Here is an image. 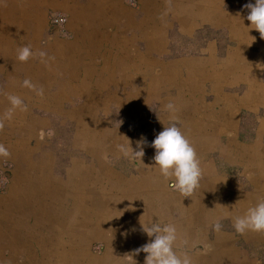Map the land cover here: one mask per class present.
<instances>
[{"label":"crops","instance_id":"1","mask_svg":"<svg viewBox=\"0 0 264 264\" xmlns=\"http://www.w3.org/2000/svg\"><path fill=\"white\" fill-rule=\"evenodd\" d=\"M147 1L153 7L157 6L158 12L163 8L164 14L170 11L168 5L172 4V13L178 17L179 27L184 31L195 24L197 19L209 23L223 21L228 25L230 13L236 11L242 17L247 16L248 9L244 6L255 3V0H221L220 8L219 0ZM139 8L140 6L126 5L123 0H0V121L4 124L0 130V144H3L10 153L7 158L0 156V169L5 162L13 165L7 192L0 195V215L7 217L2 219L0 216V224L2 222L6 225L2 227L5 228L3 229L5 236L0 240V250L3 251V261H0V264H87L86 259L76 257L75 252L83 248L86 250L90 243H94L93 241L100 242L106 250L132 253L130 264H135L134 253L138 249L135 247L139 246L142 240L145 241V237H140L144 231L49 230L50 225L54 226L55 222L48 220L46 218L48 215L54 213L62 221L73 214L74 169L73 165L67 162L58 163L55 154L46 147L48 145L46 141L50 138L47 132L54 131L61 123H68L65 114L72 108L86 104L114 106L108 97L112 93L122 92L123 75L132 73L133 66L137 73L140 70L145 72L153 70L155 66L153 53L156 50L165 49L157 54V59L165 58L164 56L168 54L166 63L182 59L176 55L180 48L172 52L171 45L163 47L165 43L175 45L181 43L178 38L171 35L175 33L174 25L178 28V23L170 21L169 18L170 28H166H169L168 32L164 31L166 24L162 19L163 14L156 21L149 20L147 16L140 18ZM222 11L227 14L223 16ZM53 12L63 13L68 17L66 29L70 34L69 39L60 38L57 30L49 23L48 17ZM215 24L216 27H221L218 23ZM240 25L243 27L234 25L232 31L244 28L248 35L242 39L246 45V52L243 55L246 61L243 65L236 64L238 75L246 82L253 79L257 83L250 91L252 93L259 91L257 99L264 103V39L251 28L248 20L241 22ZM225 39L227 48L235 46V42L229 37ZM26 45L31 47L33 56L27 62H21L17 59V50ZM40 52L46 55L41 57ZM239 52L240 49L234 51L238 54ZM217 56L219 59L224 58L219 54ZM168 67L170 65L166 67L164 65V68ZM25 79H29L36 88L22 86ZM137 86L139 91L143 90L139 84ZM40 88H43L42 96L38 95ZM151 89L153 92L151 95L145 96L144 92L142 93L139 100L142 105L147 106L149 101H155L159 107L171 102L175 107L183 108L181 106L184 104L174 99L166 102H162L161 99L162 96L174 98L178 95L177 92L180 93V97H184L185 88L152 85ZM227 89L230 93L248 91V87L243 84H231ZM248 94L244 95L242 100L250 99ZM8 95L20 97L23 101L22 106L13 109L7 99ZM226 100L229 108L228 112L223 111L226 114L224 113L222 117L224 118L221 121L222 125L218 127L220 130L234 128V109L240 105L238 102L231 104L229 98ZM23 106L27 107L26 111L22 110ZM10 109L12 115L9 119L7 114ZM241 109L237 112L238 118L241 113L245 119L250 118L249 116L255 119L256 126L250 141L254 140L258 132L257 122L259 118H264V106L260 105L256 111ZM135 113L137 115L139 112L135 110ZM142 113L140 110V115ZM163 113L170 116V112ZM190 125L192 129L202 130L204 133L200 123L193 121ZM237 131L234 139L239 143ZM202 137L205 140L208 134L204 133ZM259 138L263 143L264 130L259 132ZM231 140L233 139H230L229 145L234 144ZM250 143L252 142L241 144ZM238 155L245 157V150L238 149ZM260 161L262 163L254 168L255 171L249 167V173L246 174L247 178L251 173L253 179H257L258 187L264 182V178L263 181L259 178V175L264 177V160L260 158ZM230 166L240 167V163L233 162ZM211 180L214 181L203 183L197 188L198 196L195 195V200L197 197H204L203 199L207 200L212 193L219 196V191L221 195H225L228 193L227 190L232 188L230 180H215L213 177ZM248 181L250 182L249 178ZM250 185L252 186L251 182ZM254 188L256 187L252 186L251 193L254 192ZM30 190L32 197L27 196ZM258 196L264 197L263 189ZM233 213L231 211L229 213L232 220L235 217ZM194 216L195 220L199 218L197 213ZM222 241L221 239L220 242ZM228 241L230 239H227ZM227 249L229 252L232 251L230 247ZM217 254L218 252L213 254L214 258ZM237 255H240L239 251ZM192 259L202 262L201 264L208 262L203 256ZM219 261L220 259L217 263ZM107 264L126 263L120 260L119 263Z\"/></svg>","mask_w":264,"mask_h":264},{"label":"rangeland","instance_id":"2","mask_svg":"<svg viewBox=\"0 0 264 264\" xmlns=\"http://www.w3.org/2000/svg\"><path fill=\"white\" fill-rule=\"evenodd\" d=\"M123 1L132 7L140 6L138 9L140 18L147 16L149 20L156 21L163 14L162 19L166 24L164 31L168 32L170 28L169 18L170 21L177 22L178 28L174 25L175 33L171 35L178 38L181 43L179 45L165 43L163 47L171 45L172 52L180 48L176 55L182 59L166 63L168 54L164 56L165 58L157 59V54L165 49L156 50L153 53L155 62L153 70L149 69V72L140 70L137 73L133 66L132 73L123 75L122 92L112 93L108 97L115 107H107L105 104L74 107L65 114L68 123H61L54 131L47 132L50 138L46 141L48 143L46 147L55 154L58 163L67 162L73 165L74 169L73 214L62 221L54 213L48 215L46 218L55 222L54 226L50 225L49 230L144 231L143 228L151 226L152 223L162 226L174 224L178 232L174 250L178 255L187 253L191 258L203 256L208 261L207 264H264V232L248 231L243 235L238 234L229 214L231 211L235 213V217L243 215L249 207L257 203L260 190L264 191V182L258 187L257 179H253L250 173L251 177L247 176L252 186L256 187L251 193L252 186H249L250 182L246 177L249 167L254 169L262 163L260 158L264 160V140L262 143V139L259 138V132L264 130V118H259L258 132L254 140L250 141L256 126L255 119L248 114L246 115L250 118L247 119L241 113L239 118L237 115L241 108L256 111L260 105L264 106V103L257 99L259 91L256 93L250 91L257 83L253 79L247 82L242 80L236 66L243 65L246 61L243 58L246 45L242 39L248 34L244 28L236 32L232 29L234 25L243 27L240 24L247 20V16L242 17L233 11V15L230 13L228 18L230 21L228 25L233 23L232 26L223 21H216L215 23L221 27H216L214 22L197 19L195 24L184 31L179 27L178 17L172 13V4L168 5L170 11L164 14L163 8L158 12L157 6H151L147 0ZM221 3L219 0L220 8ZM221 13L223 16L227 14L223 11ZM167 27L169 28L166 29ZM222 27L228 29L224 30ZM58 33L60 38H70L67 29L63 33ZM226 37L235 42L233 48H227ZM239 49V54L234 53ZM232 53L235 54L234 57ZM217 54L224 58L219 59ZM164 65L170 67L164 68ZM138 84L142 87V92L138 90ZM231 84H243L248 87V91L230 93L227 88ZM152 85L185 88L184 97H180V93L177 92L178 95L174 98L162 96L161 99L162 102L174 99L184 104L180 105L183 108L175 107V113L170 112V116H167L163 113L164 105L157 107L158 103L155 101H149L147 106L142 105L139 101L142 93L144 92L145 96L151 95ZM147 88L149 90H146ZM246 94L250 99L242 100ZM225 98H229L231 104L235 102L240 104L234 109L232 130L218 129L222 125L224 113L226 114L229 108L228 100ZM135 110L139 112L137 115ZM140 110L143 111L142 115ZM173 116L177 117L178 121H171ZM193 121L200 123L201 129L203 127L204 133L208 134L207 139L204 140L202 137L204 134L202 130L192 129L190 123ZM173 123L196 150L202 169L200 185L214 181H210L211 177L215 180H230L232 188L227 190V194L221 195L219 191V196L212 193L211 196H207V200H204L203 196L195 200V195L198 196L197 189L191 196L185 197L169 187L171 179H165L154 164L155 149L151 147V143L164 127ZM236 131L239 143L234 139ZM230 139H233V145H229ZM127 140L133 152L143 150L144 155L141 159L133 155L130 149L127 156L120 151V146L128 148ZM240 142L252 143L243 145ZM238 149L245 150V157L238 155ZM233 162H239L240 167L230 166ZM8 165L11 167L9 174L11 175L13 165L11 163ZM259 178L263 181L264 177L259 175ZM9 184L10 177L5 188L0 190V195L7 192ZM219 189L221 190V187ZM206 194L207 192L204 193L205 196ZM27 196H33L31 190ZM195 213L199 217L197 220ZM0 216L7 219L5 215ZM216 221L222 225L219 232L213 227ZM3 226L6 227L1 222L0 240L5 236ZM140 237H145V241L142 240L135 248H141L154 239V236L149 237L145 232L141 233ZM221 239L224 241L223 244L220 242ZM227 239L230 241L227 242ZM93 242L86 250L83 248L76 251L75 256L81 257V260L86 259L87 264L119 263L120 260L126 264L131 263L132 253L106 250L100 242ZM228 247L232 251L229 252ZM238 251L240 255H237ZM216 252L218 254L214 258L213 254ZM145 257L146 254L143 252L134 253L135 264H144ZM0 261H3L1 250ZM193 262L202 263L197 260Z\"/></svg>","mask_w":264,"mask_h":264},{"label":"clouds","instance_id":"3","mask_svg":"<svg viewBox=\"0 0 264 264\" xmlns=\"http://www.w3.org/2000/svg\"><path fill=\"white\" fill-rule=\"evenodd\" d=\"M244 7L248 9L249 14L246 19L250 22L251 28L256 30L260 37L264 39V0H255L254 4L249 3ZM17 52V59L21 62H27L33 56L31 47L27 45L18 48ZM39 55L44 57L46 54L40 52ZM22 86L31 89L36 88L29 79H25ZM38 95H43V88L39 89ZM7 99L13 109L21 107L23 104L21 98L15 95H8ZM22 110L26 111L27 107L23 106ZM164 110L175 113L176 108L173 103L169 102L164 105ZM11 115L12 110L10 109L7 114L9 119ZM172 119L177 120V117L173 116ZM3 127V121H0V130ZM151 147L155 149L153 160L159 173L165 179H171L172 181L169 187L185 197L191 196L200 186L202 169L196 150L187 137L173 123L171 126L163 128V131L152 141ZM129 149L133 155L138 156L140 159L144 155L143 150L133 152L129 141L128 148L120 146V151L125 156L129 154ZM0 156L5 158L10 156L9 151L3 144H0ZM213 227L215 231L219 232L222 225L219 221H216ZM233 227L241 235L248 231L264 232V197H260L257 203L249 207L243 215L234 217ZM143 230L149 237L154 236L151 242L136 249V254L140 252L146 254L144 264H194L187 253L178 255L174 250V245L178 239L177 227L174 224L162 226L158 223H152L151 226H146Z\"/></svg>","mask_w":264,"mask_h":264},{"label":"built area","instance_id":"4","mask_svg":"<svg viewBox=\"0 0 264 264\" xmlns=\"http://www.w3.org/2000/svg\"><path fill=\"white\" fill-rule=\"evenodd\" d=\"M67 22L68 17L62 13L53 12L49 16V23L57 32L63 33L66 31ZM10 169V165H5V167L0 170V190H3L8 183L9 174L11 172Z\"/></svg>","mask_w":264,"mask_h":264},{"label":"bare ground","instance_id":"5","mask_svg":"<svg viewBox=\"0 0 264 264\" xmlns=\"http://www.w3.org/2000/svg\"><path fill=\"white\" fill-rule=\"evenodd\" d=\"M58 13H59V12H58ZM5 165H8V163L3 164L2 167H1V169H3V168L5 167ZM1 169H0V170H1ZM9 177H10V175H9ZM157 194H158V193H157ZM143 207H144V206H143ZM143 216H145V215H143ZM99 229H100V228H99ZM116 255H117V254H116ZM101 259H102V258H101Z\"/></svg>","mask_w":264,"mask_h":264}]
</instances>
